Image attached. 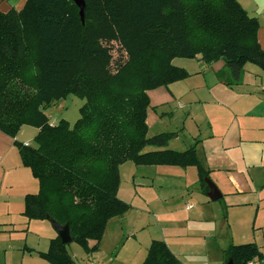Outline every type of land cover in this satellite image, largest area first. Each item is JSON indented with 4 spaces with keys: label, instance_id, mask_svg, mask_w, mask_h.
Instances as JSON below:
<instances>
[{
    "label": "trees",
    "instance_id": "16d2710c",
    "mask_svg": "<svg viewBox=\"0 0 264 264\" xmlns=\"http://www.w3.org/2000/svg\"><path fill=\"white\" fill-rule=\"evenodd\" d=\"M84 2V23L74 0H26L20 11H0V131L14 139L39 183L25 197L24 216L69 224L71 243L92 254L108 222L131 209L118 197L123 164L196 167L209 192L198 141L179 152L167 149L176 133L148 137V92L190 76L173 61L223 60L219 79L231 86L241 84L247 64L264 71V50L258 20L237 0ZM70 95L85 101L80 118L52 125L47 109ZM25 125L39 130L36 147L16 139ZM148 146L163 150L144 152ZM70 244L57 236L39 255L48 264H77ZM262 258L254 243L224 251V264ZM143 264L180 261L155 240Z\"/></svg>",
    "mask_w": 264,
    "mask_h": 264
},
{
    "label": "crops",
    "instance_id": "0c3cea01",
    "mask_svg": "<svg viewBox=\"0 0 264 264\" xmlns=\"http://www.w3.org/2000/svg\"><path fill=\"white\" fill-rule=\"evenodd\" d=\"M237 1L258 20L264 50V0ZM25 3L0 0V11H20ZM181 60L177 67L190 74L187 79L148 92V137L176 133L168 148L179 152L198 141L197 156L222 201L203 192L196 167L127 162L120 173L128 167L132 194L129 201L120 199L131 209L108 222L97 252L68 245L77 264H143L155 240L165 242L180 264H224L230 244L254 243L263 258L251 264H264V71L247 64L241 84L227 86L219 79L226 70L223 60ZM175 119L179 125L159 129L163 121ZM38 131L23 126L16 139L36 147ZM158 150L163 148L148 146L144 152ZM38 191L14 139L0 131V264H48L39 253L48 251L58 233L50 221L24 216L25 197Z\"/></svg>",
    "mask_w": 264,
    "mask_h": 264
},
{
    "label": "rangeland",
    "instance_id": "374dc122",
    "mask_svg": "<svg viewBox=\"0 0 264 264\" xmlns=\"http://www.w3.org/2000/svg\"><path fill=\"white\" fill-rule=\"evenodd\" d=\"M115 53L113 51L112 57L114 59ZM180 61H178L176 64H174L175 66H178L179 62H182L183 60L179 59ZM85 101L70 95L66 100L64 101H60L58 103H56L55 105L49 107L46 111V114L49 116L50 120L52 118H56L58 120V122L60 120H66L68 121L72 126L75 124V122L80 118V108L84 105ZM152 111V109H150V112ZM171 123H169L168 120H166V122H162V124L159 125V129L163 130V131H167L166 129H171L172 127H175L177 125H179V120L175 119V120H171ZM29 128H31L32 130H35L36 128L29 126V125H25ZM165 129V130H164ZM34 132V131H33ZM167 149H169L167 147ZM128 164H133V162H129ZM121 186L118 192V197L119 198H124V199H129L131 198V194H132V182H131V174L129 173V169L128 167H125L124 169H122L121 173ZM247 244V243H244ZM235 245H241V244H235Z\"/></svg>",
    "mask_w": 264,
    "mask_h": 264
},
{
    "label": "water",
    "instance_id": "95a60500",
    "mask_svg": "<svg viewBox=\"0 0 264 264\" xmlns=\"http://www.w3.org/2000/svg\"><path fill=\"white\" fill-rule=\"evenodd\" d=\"M74 3L80 9L81 20H82V23H84L85 2L84 0H74ZM205 182L209 188L208 197L210 198V200L218 201L222 197V195L220 191L218 190L217 186L214 184V182H212L210 178L205 179ZM48 221L51 222L53 228L56 230V232L58 233V236L61 238L64 244H70L72 242L69 224L60 225L54 220H52L51 218H49ZM228 264H233V262L229 261Z\"/></svg>",
    "mask_w": 264,
    "mask_h": 264
},
{
    "label": "built area",
    "instance_id": "2783aa9c",
    "mask_svg": "<svg viewBox=\"0 0 264 264\" xmlns=\"http://www.w3.org/2000/svg\"><path fill=\"white\" fill-rule=\"evenodd\" d=\"M251 264V263H250Z\"/></svg>",
    "mask_w": 264,
    "mask_h": 264
}]
</instances>
